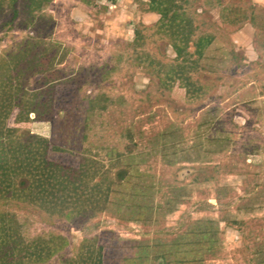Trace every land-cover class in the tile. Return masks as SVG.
<instances>
[{
	"label": "rangeland",
	"instance_id": "obj_1",
	"mask_svg": "<svg viewBox=\"0 0 264 264\" xmlns=\"http://www.w3.org/2000/svg\"><path fill=\"white\" fill-rule=\"evenodd\" d=\"M176 1L161 37L148 0H51L37 14L50 28H0V60L30 36L56 55L27 78L30 90L49 71L82 76L46 88V160L84 157L120 181L85 222L0 201V223L14 219L22 243L62 241L19 264H161L168 254L175 264H264V0ZM178 79L204 94L185 101ZM12 252L0 264H17Z\"/></svg>",
	"mask_w": 264,
	"mask_h": 264
},
{
	"label": "trees",
	"instance_id": "obj_2",
	"mask_svg": "<svg viewBox=\"0 0 264 264\" xmlns=\"http://www.w3.org/2000/svg\"><path fill=\"white\" fill-rule=\"evenodd\" d=\"M49 1L0 0V28L15 24H24L34 31L50 28L51 20L37 15L42 4ZM147 4L149 11L159 15L158 33L162 32L170 15L180 7L176 0H148ZM21 44L16 50L7 51L0 60V201L28 202L47 212L63 214L73 222H85L105 208L110 196L116 195L115 189L120 181L117 182L107 171L101 170L100 165L84 157H80L77 166L71 167H54L46 160L53 95L46 88L52 90L58 84L75 85L82 76L49 71L42 82L30 90L27 78L48 71L56 55L44 51L40 42L32 36ZM84 76L88 77V73ZM181 86L177 84L175 92L189 99L190 90L184 91ZM0 230L3 231L0 247L4 241V249H7L0 253L4 261H7L5 253L10 250L14 251L12 253H15L19 264L44 260L62 246V241L55 237L22 243L17 222L8 216L1 221ZM194 240L180 238L177 244L188 247ZM97 247L96 255L101 256V246ZM170 255L160 256L161 264H175L176 258ZM62 264L77 263L66 260ZM79 264H82V258ZM93 264H102L100 257H95Z\"/></svg>",
	"mask_w": 264,
	"mask_h": 264
},
{
	"label": "flooded vegetation",
	"instance_id": "obj_3",
	"mask_svg": "<svg viewBox=\"0 0 264 264\" xmlns=\"http://www.w3.org/2000/svg\"><path fill=\"white\" fill-rule=\"evenodd\" d=\"M186 4V3H185ZM181 8V7H180ZM169 19H170V17H169ZM169 19H168V21H169ZM233 20V19H232ZM231 20V21H232ZM158 21V19L155 21V23ZM167 21V22H168ZM165 27H166V25H165ZM165 27H164V29H165ZM160 35H162V32H160V33H158V36H160ZM161 37V36H160ZM177 49V48H176ZM178 50V49H177ZM175 51V50H174ZM177 55V54H176ZM181 84L182 86V90H184V91H187V90H190V92L188 93L191 97L189 98V99H187V98H183L185 101H193V100H195V99H197V98H199L200 96H202L203 94H204V88L203 87H201L200 86V88L199 87H196V86H190V85H188V84H185L184 82H182L181 80H176V82L174 83V87L173 88H175V86L177 85V84ZM203 88V89H202ZM174 92H175V89H174ZM175 93H177V92H175ZM178 94V93H177ZM179 95V94H178Z\"/></svg>",
	"mask_w": 264,
	"mask_h": 264
},
{
	"label": "bare ground",
	"instance_id": "obj_4",
	"mask_svg": "<svg viewBox=\"0 0 264 264\" xmlns=\"http://www.w3.org/2000/svg\"><path fill=\"white\" fill-rule=\"evenodd\" d=\"M173 52L171 50H168L166 51L163 56L166 58V59H170V61H175L174 57H173Z\"/></svg>",
	"mask_w": 264,
	"mask_h": 264
},
{
	"label": "crops",
	"instance_id": "obj_5",
	"mask_svg": "<svg viewBox=\"0 0 264 264\" xmlns=\"http://www.w3.org/2000/svg\"><path fill=\"white\" fill-rule=\"evenodd\" d=\"M238 11H239V10H238ZM236 16H237V14L235 15V17H236ZM235 17L233 18L234 20H235ZM234 20H233V21H234ZM251 20H252V18H251ZM233 21H232V22H233Z\"/></svg>",
	"mask_w": 264,
	"mask_h": 264
}]
</instances>
